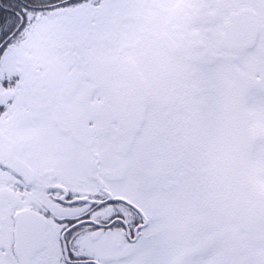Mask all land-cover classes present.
Returning a JSON list of instances; mask_svg holds the SVG:
<instances>
[{"label": "snow or ice", "instance_id": "6c2138e0", "mask_svg": "<svg viewBox=\"0 0 264 264\" xmlns=\"http://www.w3.org/2000/svg\"><path fill=\"white\" fill-rule=\"evenodd\" d=\"M0 264H264V0H0Z\"/></svg>", "mask_w": 264, "mask_h": 264}]
</instances>
